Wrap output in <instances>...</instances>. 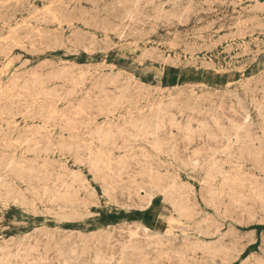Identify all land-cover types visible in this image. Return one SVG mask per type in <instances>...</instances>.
<instances>
[{"label":"rangeland","instance_id":"obj_1","mask_svg":"<svg viewBox=\"0 0 264 264\" xmlns=\"http://www.w3.org/2000/svg\"><path fill=\"white\" fill-rule=\"evenodd\" d=\"M262 107L264 0H0V264H264Z\"/></svg>","mask_w":264,"mask_h":264},{"label":"bare ground","instance_id":"obj_2","mask_svg":"<svg viewBox=\"0 0 264 264\" xmlns=\"http://www.w3.org/2000/svg\"><path fill=\"white\" fill-rule=\"evenodd\" d=\"M165 2H166V1H165ZM180 2H181V1H180ZM205 2H206V1H205ZM157 3H158V2H157ZM122 4H123V3H122ZM124 4H125V3H124ZM176 4H177V3H176ZM137 5H138V4H137ZM154 5H155V3H154ZM173 5H175V4H173ZM181 5H182V4H181ZM189 5H190V4H189ZM147 6H148V5H147ZM179 6H180V5H179ZM185 6H186V5H185ZM129 7H130V6H129ZM134 7H136V6H134ZM130 8H131V7H130ZM136 8H137V7H136ZM182 8H184V7H182ZM126 9H127V8H126ZM171 9H172V8H171ZM143 10H144V9H143ZM172 10H173V9H172ZM172 10H170V11H172ZM183 10H184V9H183ZM186 10H187V9H186ZM131 11H132V10H131ZM174 11H177V12H178V10H174ZM174 11H173V12H174ZM127 12H128V11H127ZM138 12H139V11H138ZM173 12H172V13H173ZM177 12H176V13H177ZM130 13H131V12H130ZM132 13H134V12H132ZM135 13H136V12H135ZM174 13H175V12H174ZM174 13H173V14H174ZM158 14H159V13H158ZM132 15H133V14H132ZM170 15L172 16L171 13L169 14V16H170ZM174 15H176V14H174ZM178 15H179V14H178ZM181 15H182V14H181ZM137 16H138V15H137ZM140 16H141V15H140ZM143 16H144V15H143ZM165 16H166L165 18H167V15H166V14H165ZM169 16H168V17H169ZM176 16H177V15H176ZM179 16H180V15H179ZM131 17H132V16H131ZM145 17H147V16H145ZM128 18H130V17H128ZM160 18H161V16H160ZM172 18H173V17H172ZM180 18H181V17H180ZM188 18H189V17H188ZM194 18H195V17H194ZM54 19H55V18H54ZM146 19H147V18H146ZM173 19H174V18H173ZM175 19H176V18H175ZM34 20H35V19H34ZM132 20H133V19H132ZM160 20H161V19H160ZM160 20H159V21H160ZM169 20H170V17H169ZM169 20H168V21H169ZM188 20H190V19H188ZM36 21H37V20H36ZM45 21H46V20H45ZM47 21H48V20H47ZM156 21H157V20H156ZM164 21H167V19L164 20ZM213 21H214V20H213ZM146 22H147V21H146ZM177 22H178V21H177ZM179 22H180V21H179ZM150 23H151V22H150ZM193 23H194V22H193ZM238 23H239V22H238ZM151 24H153V23H151ZM239 24H240V23H239ZM243 24H244V23H243ZM175 25H176V24H175ZM178 25H179V24H178ZM236 25H237V24H236ZM246 25H247V24H246ZM173 26H174V25H173ZM243 26H244V25H243ZM60 27H61V26H60ZM175 27H176V26H175ZM127 28H128V27H127ZM137 28H138V27H137ZM230 28H231V27H230ZM237 28H238V26H237ZM142 29H143V28H142ZM135 31H136V30H135ZM142 31H143V30H142ZM200 32H201V31H200ZM170 33H171V32H170ZM201 35H202V34H201ZM239 35H240V34H239ZM232 36H233V35H232ZM128 37H129V36H128ZM92 38H93V37H92ZM123 38H124V37H123ZM230 40H231V39H230ZM102 41H103V40H102ZM105 41H106V40H105ZM140 41H142V40H140ZM94 42H95V41H94ZM168 43H170V42H168ZM172 43H173V42H172ZM195 43H196V42H195ZM94 44H95V43H94ZM104 44H106V43H104ZM92 45H93V44H92ZM244 45H245V43H244ZM171 48H172V46H171ZM85 49H86V48H85ZM99 49H100V48H99ZM94 50H95V49H94ZM96 50H97V49H96ZM178 56H179V55H178ZM146 57H147V56H146ZM177 60H178V59H177ZM177 60H176V61H177ZM1 71H2V70H1ZM64 72H65V71H64ZM1 74H2V73H1ZM6 75H7V74H6ZM61 75H62V74H61ZM251 78H253V77H251ZM56 80H57V79H56ZM247 82H248V81H247ZM249 83H250V80H249ZM249 83H247V84L249 85ZM229 85H230V83H229ZM244 86H245V84H244ZM247 87L249 88V86H246V88H247ZM115 89H116V88H115ZM242 89L244 90V87H243ZM236 90H237V89H236ZM246 90H247V89H246ZM249 90H251V89H249ZM249 90H248V91H249ZM8 91H10V90H8ZM251 92H252V91H251ZM262 92H263V91H262ZM73 93H74V92H73ZM245 93H246V92L244 91V94H245ZM232 94H233V93H232ZM98 95H99V94H98ZM238 95H239V94H238ZM245 95H246V94H245ZM262 96H263V95H262ZM9 97H10V96H9ZM236 97H237V96H236ZM236 97H235V98H236ZM245 97H246V96H245ZM253 98H255V97H253ZM239 99H240V98H239ZM255 99H256V98H255ZM260 99H261V98H260ZM250 100H251V99H250ZM202 102H203V101H202ZM242 102H244V101H242ZM250 102H251V101H250ZM254 102H255V100H254ZM247 105H248V104H247ZM255 105H256V103H255ZM255 105H254V106H255ZM250 108H251V107H250ZM257 108H258V107H257ZM262 108H264V107H262ZM229 109H230V108H229ZM258 110H259V108H258ZM251 112H252V111H251ZM247 113H248V112H247ZM259 113H260V112H259ZM246 115H247V114H246ZM261 118H262V117H261ZM127 119H128V118H127ZM243 119H244V118H243ZM250 119H251V118H250ZM24 120H25V119H24ZM251 120H252V119H251ZM251 120H250V121H251ZM254 120H255V119H254ZM231 121H232V119H231ZM231 121L229 122L230 124H232V122H233V121H232V122H231ZM245 121H246V120H245ZM250 121H249V122H250ZM252 121H253V120H252ZM2 122H3V120H2ZM227 122H228V121H227ZM255 122H257V120H256ZM255 122H254V123H255ZM263 122H264V121H263ZM233 123H234V122H233ZM43 124H44V123H43ZM156 124L158 125V123H156ZM200 124H201V123H200ZM218 124H219V123H218ZM247 124H249V123H247ZM260 124H261V123H260ZM232 125H233V124H232ZM232 125H230V126H232ZM235 125H237V124L235 123ZM235 125H233V128L235 127ZM249 125H252V126H253V123H252V124H249ZM215 126H216V124H215ZM242 126H243V125H242ZM2 127H3V126H2ZM40 127H42V126H40ZM201 127H202V125H201ZM220 127H221V126H220ZM243 127H245V126H243ZM43 128H44V127H43ZM48 129H50V128H48ZM156 129H158L157 126H156ZM236 129H237V127H236ZM239 129H240V125H239ZM263 129H264V128H263ZM188 130H189V129H188ZM188 130H187V132H188ZM241 130H243V128H242ZM6 131H7V130H6ZM146 131H147V130H146ZM232 131H233V130H232ZM234 131H235V130H234ZM245 131H246V130H244V132H245ZM249 131H250V130H249ZM249 131H248L247 133H249ZM224 132H225V131H224ZM237 132H238V130H236L235 133L237 134ZM241 132H242V131H241ZM146 133H147V132H146ZM232 133H234V132H232ZM247 133H246V134H247ZM250 133H251V132H250ZM211 134H213V132H212ZM229 134H231V133H229ZM236 134H235V135H236ZM237 135H238V134H237ZM261 135H262V134H261ZM103 136H104V134H103ZM211 136H212V135H211ZM222 136H223V133H222ZM228 136H229V135H228ZM228 136H227V137H228ZM233 136H234V135H233ZM241 136H244V135H241ZM245 136H246V135H245ZM245 136H244V140L247 139V138H249V137H250L251 140H252V136L247 135V136H249V137H247V138H245ZM214 137L216 138V136H214ZM230 137H231V136H230ZM236 137L238 138L239 136H236ZM255 137H258V136H255ZM5 138H6V137H5ZM234 138H235V137H234ZM242 138H243V137H242ZM250 138H249V140H250ZM260 138H261V137H260ZM38 139H39V137H38ZM152 139H153V138H152ZM229 139H230V138H229ZM229 139H228V140H229ZM238 139H239V138H238ZM240 139H241V137H240ZM254 139H255V138H254ZM119 140H120V139H119ZM244 140H243L242 142H244ZM261 140H262V139H261ZM261 140H260V141H261ZM27 141H29V140L27 139ZM102 141H104V140H102ZM220 141H221V140H220ZM222 141H223V140H222ZM222 141H221V142H222ZM232 141H233V140H232ZM240 141H241V140H240ZM245 141H246V140H245ZM252 141H254V140H252ZM4 142H5V141H4ZM247 142H248V141H247ZM256 142H257V141H256ZM100 143H101V142H100ZM230 143H231V142H230ZM237 143H238V140H237ZM252 143H253V142H251V144H252ZM6 144H7V143H6ZM22 144H23V143H22ZM238 144H239V143H238ZM242 144H243V143H242ZM244 144H245V142H244ZM244 144H243V145H244ZM247 144H249V142H248ZM253 144H254V143H253ZM107 145H108V144H107ZM236 145H237V144H236ZM240 145H241V143H240ZM37 146H38V145H37ZM39 146H40V145H39ZM244 146H246V145H244ZM252 146H255V144L252 145ZM35 147H36V146H35ZM156 147H157V146H156ZM236 147H237V146H236ZM242 147H243V146H242ZM248 147H249V146H248ZM43 148H44V147H43ZM252 148H253V147H252ZM256 148H257V147H256ZM211 149H212V148H211ZM232 149H233V148H232ZM240 149H241V147H240ZM242 149H243V148H242ZM242 149H241V150H242ZM247 149H248V151H249V148H247ZM250 149H251V148H250ZM251 150H252V149H251ZM210 151H211V150H210ZM219 151H220V150H219ZM237 151H238V149H237ZM254 151H256L255 147H254ZM33 152H35V150H34ZM213 152H215V151H213ZM232 152H234V151H232ZM243 152H244V151H243ZM18 153H19V152H18ZM82 153H83V152H82ZM88 153H89V152H88ZM221 153H222V152H221ZM235 153H236V152H235ZM252 153H253V151H252ZM260 153H261V152H260ZM21 154H22V153H21ZM222 154H223V153H222ZM222 154H221V155H222ZM232 154H233V153H232ZM254 154H255V152H254ZM223 155H224V154H223ZM233 155H234V154H233ZM238 155H239V154H238ZM240 155H241V154H240ZM240 155H239V157H240ZM210 156H211V154H210ZM234 156H236V155H234ZM257 156H258V155H257ZM211 157L213 158V156H211ZM211 157H210V158H211ZM225 157H228V156H225ZM230 157H231V156H230ZM96 158H97V157H96ZM210 158H209V159H210ZM236 158H237V157H236ZM236 158H235V159H236ZM226 159H228V158H226ZM75 160H76V159H75ZM228 160H229V159H228ZM231 160H232V158H231ZM2 161H3V160H2ZM10 161H11V160H10ZM233 161H234V160H233ZM233 161H232V163L235 164V162H233ZM237 161H238V160H237ZM0 162H1V161H0ZM100 162H101V161H100ZM206 162H207V161H206ZM229 162H230V161H229ZM197 163L199 164V162H197ZM203 163H204V162H202L201 164H203ZM207 163H208V162H207ZM207 163H206V164H207ZM8 164H9V163H8ZM10 164H11V162H10ZM60 164H61V163H60ZM201 164H200V165H201ZM211 164H214V162L211 163ZM236 164H237V163H236ZM1 165H2V162H1ZM3 165H4V164H3ZM3 165H2V166H3ZM14 165H15V164H14ZM181 165H182V164H181ZM195 165H196V164H195ZM216 165H217V164H216ZM229 165H230V164H229ZM229 165H228V166H229ZM6 166H7V165H6ZM8 166H9V165H8ZM18 166H20V164H19ZM60 166H61V165H60ZM101 166H102V165H101ZM204 166H205V165H204ZM204 166H203V167H204ZM231 166H232V165H231ZM238 166H239V164H238ZM240 166H241V165H240ZM9 167H10V166H9ZM12 167H13V166H12ZM12 167H10V168H12ZM15 167H17V166H14L13 168H15ZM98 167H99V166H98ZM150 167H151V166H150ZM209 167H210V166H209ZM209 167H208V168H209ZM212 167H213V165H212ZM217 167H219V166H217ZM221 167H222V166H221ZM223 167H224V166H223ZM252 167H253V166H252ZM10 168H9V169H10ZM36 168H37V167H36ZM192 168H193V167H192ZM195 168H196V167H195ZM195 168H194V169H195ZM199 168H200V167H199ZM206 168H207V167H206ZM224 168H225V167H224ZM231 168H232V167H231ZM231 168H230V169H231ZM238 168H240V167H238ZM241 168H242V167H241ZM253 168H254V167H253ZM259 168H260V167H259ZM23 169L25 170V168H23ZM42 169H43V168H42ZM45 169H46V168H45ZM200 169H201V168H200ZM202 169H203V168H202ZM217 169H218V168H216V170H217ZM233 169H234V168H233ZM236 169H237V168H236ZM255 169H256V168H255ZM15 170H17V168H16ZM191 170H192V169H191ZM211 170H212V169H211ZM225 170H227V169H225ZM228 170H229V169H228ZM231 170H232V169H231ZM231 170H230V172H231ZM30 171H31V170H30ZM158 171H159V170H158ZM200 171H201V170H200ZM205 171H206V170H205ZM232 171H234V170H232ZM13 172H14V171H13ZM34 172H35V169H34ZM34 172H33V173H34ZM201 172H202V171H201ZM203 173H206V172H203ZM203 173H202V174H203ZM207 173H208V172H207ZM207 173H206V175H207ZM209 173H210V172H209ZM218 173H222L221 170H220V172L218 171ZM224 173H225V172H224ZM237 173H238V172H237ZM38 174H39V173H38ZM38 174H37V175H38ZM147 174H148V173H147ZM211 174H212V173H211ZM238 174H239V173H238ZM243 174H244V173H243ZM243 174H242V175H243ZM40 175H41V174H40ZM200 175H201V174H200ZM203 175H204V174H203ZM216 175H217V174H216ZM218 175H219V174H218ZM224 175H226V174H224ZM228 175H230V174L228 173ZM228 175H227L226 177H228ZM30 176L33 178V176L31 175V172H30ZM34 176H36V175H34ZM43 176H44V175H43ZM146 176H147V175H146ZM221 176H222V175H221ZM253 176H254V175H253ZM31 177H30L29 179H31ZM205 177H206V176H205ZM205 177H204V178H205ZM216 177H217V176H216ZM222 177H224V176H222ZM226 177H224V179H225ZM239 177H240V176H239ZM38 178H39V177H38ZM78 178H79V177H78ZM141 178H142V177H141ZM200 178L202 179V177H200ZM210 178H211V177H210ZM237 178H238V177H237ZM47 179H48V178H47ZM57 179H58V178H57ZM235 179H236V178L234 177V182L236 181ZM0 180H1V179H0ZM3 180H4V179H3ZM210 180H211V179H210ZM213 180H215V179H213ZM226 180H228V179H226ZM230 180H231V179H230ZM28 181H29V180H28ZM28 181H27V182H28ZM38 182H39V181H38ZM205 182H206V181L204 180V183H205ZM14 183H15V181H14ZM136 183H137V182H136ZM214 183H215V182H214ZM261 183H262V181H261ZM205 184H206V183H205ZM218 184H221V183H219V181H218ZM223 184H224V183H222V185H223ZM228 184H229V183H228ZM228 184H226V185H228ZM0 185H2V183H1ZM201 185H202V184H201ZM222 185H221V186H222ZM262 185H263V184H262ZM214 186H215V184H214ZM223 186L225 187V185H223ZM150 187H151V186H150ZM219 187H220V185H219ZM219 187H217V188L219 189ZM227 187H228V186H227ZM245 187H246V186H245ZM83 188H84V186H83ZM151 188H152V187H151ZM220 188H221V187H220ZM229 188L231 189V187H229ZM224 189H225V188H224ZM245 189H247V188H245ZM212 190H213V189H212ZM222 190H223V187H222ZM222 190H221V191H222ZM227 190H228V189H227ZM257 190H258V189H257ZM19 191H20V190H19ZM210 191H211V190H210ZM216 191H217V190H216ZM216 191H214V192H216ZM221 191H220V192H221ZM248 191H249V189H248ZM253 191H254V190H253ZM85 192H86V191H85ZM225 192H226V191H225ZM135 193H136V192H135ZM162 193H163V192H162ZM162 193H161V194H162ZM164 193H166V192H164ZM211 193H213V192L211 191ZM221 193H223V191H222ZM221 193H220V194H221ZM227 193H228V191H227ZM257 193H259V192H257ZM253 194H254V193H253ZM221 195H223V194H221ZM260 195H261V194H259V196H260ZM22 196L24 197V195H22ZM22 196H21V197H22ZM149 196H150V195H149ZM154 196H155V195H154ZM154 196H153V197H154ZM162 196H163V194H162ZM211 196H212V195H211ZM240 196H241V195H240ZM257 196H258V195H256V197H257ZM0 197H1V195H0ZM209 197H210V196H209ZM242 197H243V196H242ZM260 197H261V196H260ZM216 198H217V196H216ZM14 199H15V198H14ZM232 199H234V198L232 197ZM242 199H243V198H242ZM256 199H257V198H256ZM260 199L262 200V197H261ZM53 200H54V199H53ZM261 200H260V202H262ZM24 202H25V201H24ZM30 202H31V201H30ZM56 202H58V201H56ZM13 203H14V202H13ZM14 204H15V203H14ZM52 204H53V202H52ZM55 204H56V203H55ZM217 205H218V204H217ZM249 205H250V204H249ZM261 205H262V204H261ZM30 206H31V205H30ZM236 206H237V205H236ZM64 208H65V206H64ZM220 208H221V207H220ZM62 209H63V208H62ZM262 209H263V208H262ZM75 211H76V210H75ZM182 212H183V211H182ZM217 212H218V211H217ZM187 213H188V211H187ZM41 214H43V213H41ZM242 214H244V213H242ZM242 214H241V215H242ZM254 217H256V216H254ZM77 218H78V217H77ZM65 219H66V218H65ZM172 220H174V219L172 218ZM206 220H207V219H206ZM174 221H175V220H174ZM174 221H173V222H174ZM214 225H215V224H214ZM202 228H203V227H202ZM143 229H144V228H143ZM113 231H114V230H113ZM105 232H106V231H105ZM215 232H216V231H215ZM226 232H227V231H226ZM128 234H129V233H128ZM199 234H201V233H199ZM204 234H205V233H204ZM227 234H228V233H227ZM227 234H226V235H227ZM105 235H107V234H105ZM207 235H208V234H207ZM80 236H81V235H80ZM107 237H108V236H107ZM110 237H111V236H110ZM166 237H167V236H166ZM188 237H189V236H188ZM108 238H109V237H108ZM132 238H133V237H132ZM159 238H160V237H159ZM169 238H170V237H169ZM181 238H182V237H181ZM65 239H66V238H65ZM67 239H68V238H67ZM134 239H136V238H134ZM148 239H149V238H148ZM156 239H158V237H157ZM179 239H180V238H179ZM137 240H138V239H137ZM182 240H183V239H182ZM217 240H218V239H217ZM107 241H108V240H107ZM109 241H110V239H109ZM227 241H228V240H227ZM157 242H158V241H157ZM210 242H211V241H210ZM212 242H214V241H212ZM218 242H219V241H218ZM81 243H82V242H81ZM219 243H220V242H219ZM222 243H223V242H222ZM236 243H237V242H236ZM73 244H74V243H73ZM75 244L77 245V243H75ZM204 244H206V243L204 242ZM204 244H201V246H203ZM208 244H209V243H208ZM208 244H206V245H208ZM152 245H153V244H152ZM154 245H156V244H154ZM167 245H168V244H167ZM185 245H186V244H185ZM206 245H205V246H206ZM210 245H211V244H210ZM210 245H209V247H210ZM231 245H232V244H231ZM234 245H235V244H234ZM234 245H232V246H234ZM77 246H79V245H77ZM146 246H147V245H146ZM187 246H188V245H187ZM205 246H204V247H205ZM219 246H220V244H219ZM74 247H75V246H74ZM81 247H82V246H81ZM220 247H221V246H220ZM220 247H219V248H220ZM11 248H12V247H11ZM126 248H127V247H126ZM148 248H149V247H148ZM194 248H195V247H194ZM205 248H208V247L206 246ZM205 248H204V249H205ZM214 248H215V247H214ZM219 248H218V249H219ZM230 248H231V247H230ZM75 249H76V248H75ZM128 249H129V248H128ZM142 249H143V248H142ZM226 249H228V248H226ZM30 250L32 251V249H30ZM76 250H77V249H76ZM144 250H145V249H144ZM151 250H152V249H151ZM151 250H150V251H151ZM169 250H170V249H169ZM210 250H213V249L210 248ZM219 250H220V249H219ZM16 251H17V250H16ZM78 251H79V250H78ZM78 251H76V252L78 253ZM126 251H127V250H126ZM133 251H134V250H133ZM193 251H194V250H193ZM223 251H224V250H223ZM79 252H80V251H79ZM128 252H129V251H128ZM220 252H221V251H220ZM220 252H217V255H218V254L220 255ZM235 252H236V251H235ZM125 253H126V252H125ZM152 253H154V252H152ZM171 253H172V252H171ZM171 253H170V254H171ZM221 253H222V252H221ZM69 254H70V253H69ZM80 254H82V253L80 252ZM170 254H169V255H170ZM209 254H210V253H209ZM214 254H215V253H214ZM237 254H238V253H237ZM15 255H16V254H15ZM132 255H133V254H132ZM177 255H178V253H177ZM251 255H252V254H251ZM9 256H10V255H9ZM13 256H14V254H13ZM66 256H68V255H66ZM78 256H79V255H78ZM129 256H130V255H129ZM226 256H227V255H226ZM226 256H225V254H224V259H225ZM1 257H2V256H1ZM3 257H5V256H3ZM219 257H220V256H219ZM219 257H218V258H219ZM170 258H171V257H170ZM227 258H228V257H227ZM227 258H226V259H227ZM5 259H6V258H5ZM8 259L10 260V258H8ZM11 259H12V257H11ZM15 259H16V257H15ZM68 259H71V258H68ZM152 259H153V258H152ZM214 259H215V258H214ZM226 259H225V260H226ZM247 259H248V258H247ZM0 260H1V259H0ZM13 260H14V259H13ZM95 260H96V259H95ZM95 260H94V261H95ZM97 260H98V258H97ZM3 261H4V260H2V262H3ZM69 261H70V260H69ZM122 261H123V263H124V260H122ZM181 261H182V260H181ZM223 261H224V260H223ZM33 262H34V261H33ZM65 262H67V261H65ZM65 262H64V263H65ZM71 262H72V261H70V263H71ZM95 262H97V261H95ZM119 262L121 263V260H120ZM245 262H246V261H245ZM262 262H263V261H262ZM262 262H261V263H262ZM9 263H10V261H9ZM81 263H82V262H81ZM243 263H244V262H243ZM261 263H260V264H261ZM2 264H3V263H2ZM66 264H68V262H67ZM76 264H77V263H76ZM93 264H94V263H93ZM258 264H259V262H258ZM262 264H263V263H262Z\"/></svg>","mask_w":264,"mask_h":264}]
</instances>
